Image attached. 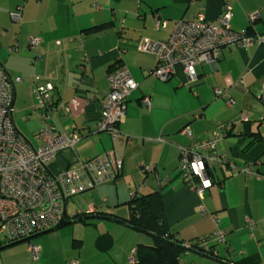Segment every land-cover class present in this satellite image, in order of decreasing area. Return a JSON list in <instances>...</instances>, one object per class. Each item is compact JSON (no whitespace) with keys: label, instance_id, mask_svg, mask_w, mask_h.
Returning <instances> with one entry per match:
<instances>
[{"label":"crops","instance_id":"crops-1","mask_svg":"<svg viewBox=\"0 0 264 264\" xmlns=\"http://www.w3.org/2000/svg\"><path fill=\"white\" fill-rule=\"evenodd\" d=\"M224 2L0 0V61L11 76V72H17L16 77L23 79L14 80L21 111L25 113L36 74L53 82L52 95L57 102L70 103L75 98L80 101L77 108L59 115L57 125L83 136L73 148H66L57 156L51 164L52 172L60 173L80 158L107 151L123 160L116 181L69 199L73 209H68L70 216L66 219L96 209L127 217L131 211L128 201L139 185V193L159 189L172 230L184 239L210 236L218 242L216 249L222 258L188 252L182 256L183 264H264V177L243 170L251 166L253 172L264 173V42L233 44L222 49L217 61L197 66L199 78L194 83H186V75L179 66L173 75L180 83L176 86V82H164L151 74L157 65L156 54L138 49L141 37L166 39L177 21L193 20L200 12L217 22ZM229 2V24L233 30L264 34V0ZM18 8L22 16L19 22L11 17V12ZM253 13H259L258 18L252 19ZM155 17L166 24L157 26ZM94 27L102 29L95 31ZM77 35H82V47L77 46V41H69ZM31 36L42 39L34 48L29 47ZM11 46L16 50L9 52L6 47ZM82 51L88 54L87 60ZM114 63L126 66L139 85L127 97L125 118L119 124L120 130L131 137V143L123 135L114 139L108 131L94 130L110 90L107 75ZM216 89H222L223 94L218 95ZM144 98H149V105ZM229 98L233 99L231 105ZM243 115L247 120L239 121ZM35 121L39 130L40 116ZM236 121L233 131L217 143V151L235 168L216 164L213 184L202 193L193 191L178 171L180 147L190 145L193 138L210 136L213 131L223 133L225 123ZM183 127H189L194 136L183 134ZM256 132L262 138L249 145ZM69 224H74L81 234L75 230L71 247L64 243L61 255L53 257L54 247L47 245L55 243L48 236L60 237L58 231L45 236L46 241L39 245V254L33 255L32 261L15 263L68 264L77 258L81 264H128L138 242L148 243L152 238L111 219L98 218L95 224ZM87 227L95 232L89 244L83 232ZM218 229L226 231L223 240L217 241ZM48 251L51 259L46 258Z\"/></svg>","mask_w":264,"mask_h":264},{"label":"built area","instance_id":"built-area-1","mask_svg":"<svg viewBox=\"0 0 264 264\" xmlns=\"http://www.w3.org/2000/svg\"><path fill=\"white\" fill-rule=\"evenodd\" d=\"M258 16L259 13H253L251 18ZM11 17L21 21V8L12 11ZM231 17V4L225 0L217 22L200 12L193 20L177 21L166 39L141 37L138 49L157 55V65L151 71L156 78L168 80L181 66L187 81H196L199 78L197 66L217 61L222 49L233 44L264 42V34L251 37L244 31L233 30L229 24ZM155 18L157 26L166 24V21L160 22L158 17ZM41 40L31 36L29 47L34 48ZM69 41H77L78 47L83 45L77 37H71ZM16 48L11 46L9 51ZM82 56L84 60L89 58L85 51ZM16 80L23 79L18 76ZM108 81L110 90L104 97L102 114L94 130L108 131L114 139L123 135L127 143H131V137L120 130L119 124L125 118L127 97L139 85L124 65L113 70ZM53 89L51 80L37 74L33 76L31 98L25 102L24 119L33 114L40 116L42 126L33 139H40L41 143L35 145L17 128L14 112L22 110L21 102L15 100L13 85L0 64V238L4 241H18L55 227L64 217L65 205L72 195L116 181L123 167V160L107 151L91 158H80L60 173L52 172L51 164L57 156L66 148H73L83 136L75 130H60L57 125L59 115L77 108L79 99L54 104L50 97ZM216 93L221 95L223 91L216 89ZM261 97L264 101V91ZM143 101L147 105L150 103L149 98ZM227 102L231 105L233 99L229 98ZM241 120H247V117L243 115ZM237 122L225 123L223 133L213 131L210 136L193 138L190 145L180 147L178 171L190 189L202 193L210 187L216 164L235 168L233 162L217 151V143ZM181 132L194 136L189 127H184ZM246 171L259 178L264 177L261 172H253L251 166H247ZM140 186L133 196L139 192ZM216 232L217 239L223 240L226 231L218 229ZM29 248L37 257L41 247L31 243ZM133 256L131 262L134 261ZM68 264H79V260L74 258Z\"/></svg>","mask_w":264,"mask_h":264},{"label":"trees","instance_id":"trees-1","mask_svg":"<svg viewBox=\"0 0 264 264\" xmlns=\"http://www.w3.org/2000/svg\"><path fill=\"white\" fill-rule=\"evenodd\" d=\"M99 29H102V27H94L93 30L97 31ZM245 33L246 35L251 37L256 35L255 33H251L250 30L246 31ZM13 50L10 51L12 52ZM116 65L117 63H114L110 66L108 75L118 66L119 67L122 66L121 64L117 66ZM171 79L172 78L165 80L164 82L170 81ZM196 81L186 80V83L190 84ZM52 93L53 92H51L50 94L51 101L55 104L57 103V101L54 99ZM233 128L234 126L232 127L231 130H229L228 132L229 134L233 131ZM261 138H262L261 133L256 132L248 144L251 145L254 142L260 140ZM212 177H213V171H212ZM89 190L76 193L72 195L69 199L71 200L74 197L78 196L79 194H83ZM128 204L130 206L131 211L129 216L127 217L108 210L96 209L95 211L92 212H78L75 215H73L71 221L72 222L80 221L84 224H95L96 219L105 218V219H111V220L123 222L134 229L150 234L152 236L151 239H153V241L151 243L138 242L135 250V255L133 256L134 261L131 262L129 260L128 264H183L182 256L188 252H201L207 254L210 257H214L217 259L222 258L216 249L218 242H214L210 236L205 237L204 239L188 240L182 238L176 231L172 230L167 217V210L164 202V197L159 189L148 193L138 192L128 201ZM26 240L30 242L32 239L27 238V239L19 240L17 242L20 243ZM217 241H219V239H217ZM8 243L11 242L4 241L0 238V246L6 245ZM79 264H81L80 260H79Z\"/></svg>","mask_w":264,"mask_h":264},{"label":"rangeland","instance_id":"rangeland-1","mask_svg":"<svg viewBox=\"0 0 264 264\" xmlns=\"http://www.w3.org/2000/svg\"><path fill=\"white\" fill-rule=\"evenodd\" d=\"M6 48L9 49V47H6ZM11 73H12V76L14 78L19 74L17 72H11ZM177 78L178 77L173 76V78L169 82L172 84H173V82L174 83L176 82L174 84L175 86L179 85L180 83L177 82ZM17 83L19 84L20 82H17ZM184 86L186 87L189 85L184 84ZM177 90H179V88ZM19 91H20V87H19ZM19 91H18L19 97H22ZM24 116H25V114L21 110H19V111L17 110L14 112V120H15V123L17 125L18 130L22 134H24L27 138L32 139L36 145H39L41 143V140L40 139H33L35 133L38 131V127H37L38 125H37V122L35 121V119H37V121H39L38 114H33L31 116V119H24ZM32 117H33V119H32ZM244 121H246V120H244ZM243 170L246 171V167H244ZM80 197L81 196L78 195V196H76V199L80 198ZM68 209L70 211L73 209L72 204L70 202L68 204ZM70 211H69V213H70ZM63 218H65V217H63ZM74 227H75L74 224L61 226L59 228H56V229L51 230L49 232H46L44 234H40L37 237H34L33 240L31 241V243L43 246L44 242L46 241V237H45L46 235H50V234L57 233L58 231H60L59 232L60 237L51 236L52 238H50V236H48V239L50 241H54L55 243H48L47 244V245L54 247L53 257H57L58 255L62 254V249H63L64 243L65 244L69 243L70 247H71V241L74 238L73 233L75 232V230L78 234H81V231H79L76 227L75 228ZM83 232H84V236L86 238L87 243L88 244L91 243V241L95 237L94 229L92 227H87ZM40 237H43V238L40 239V241H38V239ZM152 241H153V239L150 238L148 242L151 243ZM29 245H30V242L26 240V241H23L20 243L11 244V245L1 249L0 250V264H17V263H15V260H21L23 263H28L29 259L32 261L33 253L30 252V250H28ZM49 257H50V252L48 251L46 254V258H49ZM49 259H51V258H49Z\"/></svg>","mask_w":264,"mask_h":264},{"label":"water","instance_id":"water-1","mask_svg":"<svg viewBox=\"0 0 264 264\" xmlns=\"http://www.w3.org/2000/svg\"><path fill=\"white\" fill-rule=\"evenodd\" d=\"M0 64H1V66L3 67L4 71L6 72V74L8 75V77H9V79H10L12 85H13V89H14V97H15V100H16V95H17V94H16V87H15L14 80H13L12 76L10 75V73L7 71V69L3 66V63H1V61H0ZM66 211H67V203H66V205H65V213H66ZM68 215L70 216V213H68ZM72 216H73V215H72ZM72 216H71V217H72ZM70 222H71V219L68 220V219H66V218H63L62 221H60V223H58L55 227H53V228H51V229H48V230L41 231V232H39V233H37V234H34V235L28 237V239H32V238H34V237H36V236H39L40 234H44V233H46V232H49V231L54 230V229H56V228H59V227H61V226L67 225V224H69ZM21 240H22V239H21ZM18 241H19V240H18ZM15 243H18V242H17V241H14V242L8 243V244H6V245L0 246V249H3V248H5V247H7V246H9V245H11V244H15Z\"/></svg>","mask_w":264,"mask_h":264},{"label":"bare ground","instance_id":"bare-ground-1","mask_svg":"<svg viewBox=\"0 0 264 264\" xmlns=\"http://www.w3.org/2000/svg\"><path fill=\"white\" fill-rule=\"evenodd\" d=\"M171 34V33H170ZM73 37H77V38H79L80 40H82V35H79V36H73ZM73 42H75V41H73ZM3 68V67H2ZM68 213H69V211H68V208H67V211H66V213L64 214V217L66 218V216H68ZM25 239H27V238H25ZM30 244H31V241H30Z\"/></svg>","mask_w":264,"mask_h":264}]
</instances>
